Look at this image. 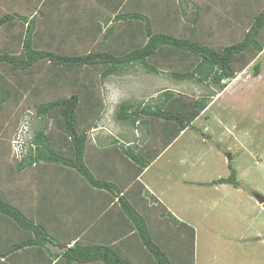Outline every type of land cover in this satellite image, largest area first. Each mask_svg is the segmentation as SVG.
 Listing matches in <instances>:
<instances>
[{"label":"rangeland","instance_id":"obj_1","mask_svg":"<svg viewBox=\"0 0 264 264\" xmlns=\"http://www.w3.org/2000/svg\"><path fill=\"white\" fill-rule=\"evenodd\" d=\"M178 1L171 0L170 4L167 1L161 8L164 10L159 11V7H154L152 0H149L148 11L142 10L139 13L153 19L154 26L158 27L155 29L156 32L187 38L190 36L189 28H193L191 27L193 14L186 17L188 20L180 18ZM190 1L194 3V0ZM211 1L217 4L221 1L223 6L227 3V0ZM13 2L14 4H7V9H16L25 4V0ZM113 3L116 2L113 0ZM204 3L202 2L199 7H203ZM106 5L107 1L105 7ZM168 6L174 11L169 9L166 13ZM2 12L4 14V11ZM251 12L253 11H248L244 13L245 15H232L229 18L227 15L229 20L227 35L216 36V41L220 43H212L213 47L239 41L240 35L256 14ZM110 14L112 16V13ZM156 14L160 17L154 18ZM12 26L0 29V52L2 50L10 54H21L19 49L22 47V29L17 24ZM127 27L129 26L124 23L117 24L116 30L120 32ZM53 30L59 31L55 28ZM209 30H199L198 40L207 43L204 38ZM97 32L99 31L91 28L82 32L76 30L75 33L71 30L65 33V37L53 36L51 47L62 49V53L66 55L96 51L100 47L98 45L100 39H95ZM61 34L64 35L62 31ZM259 41L264 42V35ZM257 62L260 65L259 75L253 77L252 67ZM39 66L30 74H23L18 69L14 71L12 67L0 64V96L1 93L8 92L9 99L5 97L7 99L5 103L11 100L0 110V147L3 149L9 146L11 134L18 121L20 123L28 120L33 131L36 123L33 114L37 105L56 98L69 97L72 93L83 97L85 88L89 87L94 96L86 94L78 118L84 121V126L82 124L80 126L89 129L93 145L96 146L92 137L108 145L111 140H117L123 145H131L129 148L131 150L135 149L133 146L138 145L136 152H140L150 163L170 140L169 134L172 130L169 127L170 123L152 121L147 127L137 124L132 127L119 123L115 118L117 106L123 101L135 105L140 103L149 105L158 99L161 92L169 90L182 95L179 98L180 102H176L175 105L181 115L188 117L190 100L197 99L203 93L211 92L213 95L216 91L214 87L207 89L203 85L170 79L167 75L173 69L167 67L163 59L156 65L161 74L146 73L137 65L119 76L109 77L103 83L93 69L87 68L71 73L65 72L63 68L55 69L51 64L44 63ZM79 85H82L81 91ZM15 88L19 93L22 91L23 98L19 99L21 103L18 105L20 101H13L18 96L17 92L15 96L11 92ZM1 104L3 103L0 100V106ZM191 124L193 128L182 132L180 137L150 165V170L142 178V182L158 183L169 212L178 213L184 223L195 228L196 239L198 238L197 242L200 245L198 251L200 262L207 257L209 261L205 264H264V203L260 204L256 199V196L264 198V52L238 73L234 80L228 81L227 88L213 97L206 110ZM143 130L149 134L146 135ZM96 149L99 147L96 146ZM228 155L231 157L230 161ZM125 158L128 159L122 153V157H118L114 166L112 165V168L116 167L115 179L119 174L118 179L124 178L126 182L135 183L131 180V174L127 172ZM229 163L236 171L238 186L208 185L211 180L226 178L229 175ZM9 183L13 185V181ZM186 240L188 243L183 247L185 255L192 250L188 238Z\"/></svg>","mask_w":264,"mask_h":264},{"label":"crops","instance_id":"obj_2","mask_svg":"<svg viewBox=\"0 0 264 264\" xmlns=\"http://www.w3.org/2000/svg\"><path fill=\"white\" fill-rule=\"evenodd\" d=\"M114 1L116 3H113V0L110 2L107 0L108 5L105 7L106 1L104 2V0H25L23 6L16 9H7L8 3L14 4L13 0H0V10L4 11V14L0 11V18L11 13L34 17L35 31L32 35V46L36 50L63 54V50L51 47L53 36L65 37V33L67 34L71 30L75 33L76 30L82 32L91 28L99 31L96 33L95 39H100L98 42L100 47L96 51H102L104 49L102 48L103 45L118 44L116 41L111 42L110 39L107 41L103 40L102 36L105 28L101 24V20L105 16H111L110 13H112L111 17H113L120 13L148 11L147 4H149V0ZM167 1L168 4L171 3V0H152V5L159 7V11H163L164 9L161 8ZM202 2H205L204 6L199 7ZM195 3L200 8V26L198 28L199 30L210 29L204 39L207 41L205 44L212 46V43H220L216 41V36L227 35V23L229 22L227 15L229 18L232 15L244 14L248 11H253L251 13L255 12L257 14L264 10V0H227L224 6L221 1L217 4L211 0H194ZM125 8H127L126 12ZM15 24L22 29L23 41L26 29L24 23L15 21L3 25L0 29H5L8 25L14 26ZM126 25L134 26L132 22H128ZM131 26L129 27L131 28ZM63 27L66 29L62 30ZM248 27L245 28L243 34ZM54 28L59 31L55 32ZM61 31L64 35L61 34ZM243 34L240 36L242 37ZM13 38L15 39V37ZM200 42L204 43L203 41ZM123 44L126 45L127 43L123 42ZM19 52L21 54H10V52H2L1 50L0 54L7 53L12 57L17 58L19 56L18 58L22 59V47H20ZM44 63L50 64L45 61H39L31 69L20 71L23 74H30L37 67H40V64ZM54 68L56 69V67ZM13 70L16 71L15 68ZM1 81L4 83L3 79ZM14 86L19 90L16 84ZM16 88L11 91L14 96L15 92L18 95L13 101H20L19 99L23 98L22 91L19 93ZM5 101H1L3 104H1L0 110L3 105L11 102V100L7 103ZM20 103L21 101L17 105ZM89 114H86V116H89ZM21 123V121L20 123L18 121L15 129L13 128L14 131L11 134L9 146L5 149L0 147V197L3 202L18 209L49 234L56 245L46 243L45 246L48 250L52 254L60 255L63 249L57 244L66 247L75 245L80 248L103 247L113 252L127 264H156L151 254L140 242L133 225L121 212L117 200L107 192L89 187L73 170L54 164L38 163L21 172H15L18 157L12 150L11 141ZM83 123L84 121L78 123V131L87 134L83 153V161L87 169L96 179L119 186L120 194L125 197L130 206L142 218L151 241L167 257L169 262L171 264H205L209 261L207 257L202 262L199 261L198 251L200 245L197 242L198 238L196 239L195 228L188 223H184L183 218L178 213L171 214L169 212V208L163 201L162 188L159 187L158 183L150 181L148 184L142 182V178L150 170V165L180 137L182 132L166 149L161 150L144 169L138 168L129 159L125 158L128 166L127 172L131 174L132 182H135L131 183V181L126 182L124 178L118 179L119 174L115 179L116 167L112 168V165L117 161L118 157H122V152L118 145L103 144L100 141L98 142L97 138L92 137L96 146L99 147V149H96V146L90 140L89 129L86 126L84 128L80 126V124L84 126ZM54 127L52 120L49 119L47 135L51 141L53 152L62 157L72 159L74 154L71 144ZM124 146L131 145L124 144ZM12 181L13 185L9 183ZM211 182L207 184L210 186H227V184L213 185ZM169 214L178 221L177 226L170 222ZM5 223L6 221L4 220L0 221V232L8 229L5 227ZM187 238L192 250L191 253L185 255L183 247L188 243ZM8 243L9 239L7 238L6 245ZM1 246L0 251L3 249ZM61 263L49 258L46 251L40 247L24 248L0 260V264Z\"/></svg>","mask_w":264,"mask_h":264},{"label":"trees","instance_id":"obj_3","mask_svg":"<svg viewBox=\"0 0 264 264\" xmlns=\"http://www.w3.org/2000/svg\"><path fill=\"white\" fill-rule=\"evenodd\" d=\"M177 6L180 18L186 19L189 14H193L191 23L193 28L188 30L189 37L183 38L156 32L155 29L158 27L154 26L153 19L151 20L139 12L120 13L113 17L105 16L101 20V24L105 28L103 40L110 39L111 42L116 41L118 44L103 45L102 48L104 46L105 48L102 51H90L80 55H66L34 49L32 46V35L35 31L34 17L22 16L17 13L7 14L0 18V28L15 21L26 25L22 41L23 58L19 59L2 53L0 54V64H6L21 71L31 69L39 61L48 62L54 67L63 68L65 72L71 73L88 68L95 70L103 83L109 77L119 76L137 65L146 73L161 74L156 65L163 59L166 61L167 67L173 69L167 75L170 79L176 82L187 81L198 86L203 85L207 89L211 87L216 89L213 95L211 92L203 93L197 99L190 100L188 117L181 115L175 105L176 102H180L179 98L182 95L169 90L161 92L158 99L156 98L149 105H146L147 103L135 105L132 102L123 101L117 106L115 118L119 123L132 127H135L136 124L147 127L150 122L159 120L170 123L169 127L172 129L169 134L170 140L164 144L163 148L166 149L181 132L193 128L191 123L206 110L210 100L222 93L227 87V82L234 80L238 73L247 68L264 51V42L259 41L264 35V10L252 18L247 31L239 41L226 46L216 45L213 47L200 42L197 38L200 26V8L190 0H179ZM169 9L174 11L171 7L166 9V13L169 12ZM173 13L175 14V12ZM158 17H160L158 14L154 16V18ZM128 22L138 24H134L133 27L128 25L131 28L127 27L120 32L116 30L117 24H128ZM130 36L132 37L130 38ZM123 42L127 44L125 45ZM259 68V62L253 65V77L259 75ZM81 87L82 85H79L80 91ZM84 93V98L79 94L72 93L69 97L42 103L34 108L33 119H36V123L33 128V136L25 153L18 158L15 171L21 172L38 163L54 164L73 170L89 187L103 190L117 200L121 212L133 225L140 242L151 254L156 264H171L153 244L142 218L120 194L118 188L112 183L96 179L84 164L83 153L87 134L78 131V123L83 122V119L78 117L82 112L81 106L86 99V94L94 96V92L91 88L86 87ZM5 97H9L8 92H3L0 100L4 102ZM142 117L143 119H141ZM49 119L52 120L54 128L60 131L71 144L74 154L72 159L53 152L51 141L47 135ZM145 134L148 135L149 132L147 131ZM113 144H117L120 151L138 168L144 169L150 164L145 157L136 152L138 145L133 146L135 148L133 151L129 149L132 146H124L117 140H111L110 145ZM228 167L229 175L226 178L212 181L213 185L238 186L235 169L230 163ZM168 218L174 226H177L178 221L171 214L168 215ZM1 220L6 221L5 227L8 229L0 232V237L3 235L0 238V245L3 247L0 251V260L24 248L40 247L46 251L49 258L60 261L61 264H127L103 247L80 248L75 245L66 247L57 244L63 249V252L60 255L52 254L45 246L46 243L56 245L49 234L18 209L3 202L0 197ZM11 233H13L12 236H10ZM7 238L9 243L6 245Z\"/></svg>","mask_w":264,"mask_h":264},{"label":"built area","instance_id":"obj_4","mask_svg":"<svg viewBox=\"0 0 264 264\" xmlns=\"http://www.w3.org/2000/svg\"><path fill=\"white\" fill-rule=\"evenodd\" d=\"M31 138L32 133L28 120H24L11 141L12 150L18 158L27 150L26 148Z\"/></svg>","mask_w":264,"mask_h":264},{"label":"water","instance_id":"obj_5","mask_svg":"<svg viewBox=\"0 0 264 264\" xmlns=\"http://www.w3.org/2000/svg\"><path fill=\"white\" fill-rule=\"evenodd\" d=\"M227 158H228V161L231 160V157L229 155L227 156ZM256 199H257L258 203H260V204L264 203V198L263 197L256 196Z\"/></svg>","mask_w":264,"mask_h":264},{"label":"clouds","instance_id":"obj_6","mask_svg":"<svg viewBox=\"0 0 264 264\" xmlns=\"http://www.w3.org/2000/svg\"><path fill=\"white\" fill-rule=\"evenodd\" d=\"M31 127V125H29ZM20 127V126H19ZM31 133H32V136H33V131L30 129Z\"/></svg>","mask_w":264,"mask_h":264}]
</instances>
